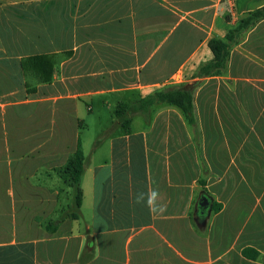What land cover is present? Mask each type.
Masks as SVG:
<instances>
[{
  "label": "crops",
  "instance_id": "1",
  "mask_svg": "<svg viewBox=\"0 0 264 264\" xmlns=\"http://www.w3.org/2000/svg\"><path fill=\"white\" fill-rule=\"evenodd\" d=\"M263 6L264 0H0V264H264V197H213L211 163L218 191L224 170L239 178L234 170L248 164L232 156L236 150L224 167L223 140L207 162L206 137L222 138L224 129L197 115L199 104L218 103L230 83L237 104H264V91L253 84L264 82V20L233 46L224 76L184 78L192 76V62L210 57L211 37L224 38ZM50 54L58 59L52 81L28 93L20 59ZM194 81H201L198 130L166 105L136 114L129 132L109 136L104 153L97 146L85 155L81 216L66 218L74 194L61 169L79 144L84 151L95 106L134 105L150 89ZM139 116L145 126L133 130ZM149 188L161 193L163 214L134 203ZM204 193L213 200L210 216L198 209ZM65 199L72 212L63 216ZM214 204L221 205L216 212ZM85 248L95 256L81 263Z\"/></svg>",
  "mask_w": 264,
  "mask_h": 264
},
{
  "label": "trees",
  "instance_id": "2",
  "mask_svg": "<svg viewBox=\"0 0 264 264\" xmlns=\"http://www.w3.org/2000/svg\"><path fill=\"white\" fill-rule=\"evenodd\" d=\"M264 20V6L248 12L245 14L233 27L227 30L224 38L213 36L206 44V49L210 54L208 59L200 63L192 62L193 74L189 76L184 74L186 80H202L206 78L224 76L231 55L233 46L241 40V38L260 21ZM58 65L57 55H32L22 57L20 59V68L23 72L25 87L28 93L36 92V85L41 83H49L53 79L55 68ZM201 81H194L192 83H181L170 87H160L150 89L147 94L137 101L134 105L123 104L117 106L115 116L117 118L116 124L121 125L122 128L129 132L131 130L132 118L136 114L146 115L155 105H166L175 108L183 116L188 126L195 131L198 130L196 117L195 94L200 87ZM253 113V119L260 121V130H264V110L263 105H250ZM254 110V111H253ZM252 121V118L250 119ZM249 128V126H248ZM235 130H225L223 137L218 136L217 143L220 140L226 139L225 136L231 135L230 142L224 143V152L218 153V157L224 164V167L230 162V154L235 153L236 144L239 137ZM195 147L199 148V139L197 136L193 139ZM210 152V147L208 148ZM199 156V155H198ZM86 158L82 148L79 144L74 155L68 160L66 165L61 169V178L64 182L72 188L74 194L73 212L66 218L77 220L80 218L81 207L83 204V191L81 188V180L85 172ZM204 186V181H201ZM208 192L207 190H205ZM221 208V205L214 204L213 211L216 212ZM95 256L94 249L85 248L81 254L80 260L87 262Z\"/></svg>",
  "mask_w": 264,
  "mask_h": 264
},
{
  "label": "rangeland",
  "instance_id": "3",
  "mask_svg": "<svg viewBox=\"0 0 264 264\" xmlns=\"http://www.w3.org/2000/svg\"><path fill=\"white\" fill-rule=\"evenodd\" d=\"M253 84L261 87L264 91V82H256ZM228 86V90L225 87L222 95L220 94L217 96V99L219 97L218 103H216L213 99L211 100L213 102L211 105L204 106L203 104H199V106L197 107V115L199 118V114L201 116L205 114V117H207L209 121L213 120V129H215L216 127L217 129H221L223 127V129L225 130H235L234 134L235 132L238 133L239 137L235 138L239 141L238 144H236V150L238 151V154L236 153L232 156L236 157L238 155V159L240 158L243 163H245L246 165L248 164V168L234 170V172L236 173L240 172L238 173L239 178L233 175V171L231 169L224 170L223 174L226 175L224 181L225 185L223 186L222 191H218L217 187L215 186L216 179L214 176L216 174V170L213 163H211L212 177L208 179V182H211L212 185L209 187V192L211 194H214L213 197H224V195L231 196L233 194L236 196L242 195L243 197H264V130H260V121L253 119V113L252 111H250V109L252 108L250 107V105H243L239 103L237 104L235 100H233L236 97V95H233L236 91L232 89L231 83ZM116 108V104H111L110 106L106 107H100L98 105L95 106V115L89 117L87 121L88 126L83 130L82 135L84 141V153L87 157L93 153V150L97 146H101V152H103L104 149H107V147H109V136L113 134H122L125 131L121 125L116 124L117 118L114 114ZM262 110H264V104ZM17 112V114H23L24 110L22 108H17ZM251 118L252 121H250ZM215 120H218L217 125H215L214 123ZM142 125H144L142 117H136L132 129L137 130V128L142 127ZM225 138L226 139L223 140V144H228L232 139V136L228 135L225 136ZM217 139L218 138L215 137L214 132L212 133V135L206 137L205 139L208 145L206 153L207 159H205L207 160V162L211 161V153L209 152L208 148L210 147L212 151L213 149L216 150L219 147H217L216 145ZM221 142L222 140L219 141V143ZM222 147L224 149V146ZM224 151H221L220 153ZM103 153L99 157L100 161L103 158ZM192 161L193 166L195 164L197 166V158L194 152L192 154ZM195 171H197V169H195ZM237 183L238 185L235 189V186H233V184L236 185ZM199 189L201 188L197 187V191ZM193 197H197V194H193ZM88 200L89 199H87L85 206L82 209L86 216L89 214L87 204ZM64 202L65 204L63 208L61 206L60 209V211H62L61 215L63 216L72 212L70 211V208H67L66 199L64 200ZM63 209H65L64 212ZM84 223L86 222L83 221V225ZM203 230L206 229L201 228V231Z\"/></svg>",
  "mask_w": 264,
  "mask_h": 264
},
{
  "label": "clouds",
  "instance_id": "4",
  "mask_svg": "<svg viewBox=\"0 0 264 264\" xmlns=\"http://www.w3.org/2000/svg\"><path fill=\"white\" fill-rule=\"evenodd\" d=\"M161 193L156 188L138 191L134 196V203L147 207L152 215H160L166 211V206L161 202Z\"/></svg>",
  "mask_w": 264,
  "mask_h": 264
},
{
  "label": "water",
  "instance_id": "5",
  "mask_svg": "<svg viewBox=\"0 0 264 264\" xmlns=\"http://www.w3.org/2000/svg\"><path fill=\"white\" fill-rule=\"evenodd\" d=\"M212 202L213 200L206 193L200 196L198 209L202 216H210L212 210Z\"/></svg>",
  "mask_w": 264,
  "mask_h": 264
}]
</instances>
